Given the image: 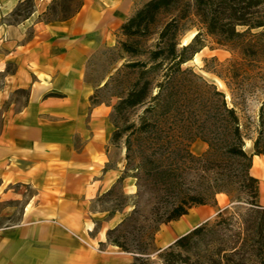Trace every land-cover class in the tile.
I'll return each instance as SVG.
<instances>
[{"label": "crops", "instance_id": "0c3cea01", "mask_svg": "<svg viewBox=\"0 0 264 264\" xmlns=\"http://www.w3.org/2000/svg\"><path fill=\"white\" fill-rule=\"evenodd\" d=\"M22 1L0 0V19ZM138 1L85 0L71 18L36 25L31 39L27 38V22L35 13L21 25L0 24V45L10 40L14 43L9 54L0 58V72L12 56L17 65L16 83L44 88L42 93L32 89L31 103L17 116L23 123L5 126L0 133V187L8 176L14 183L29 184L37 191L23 222L0 228V264L133 261L131 254L107 241L108 231L124 216L109 217L108 212L91 208L117 185L123 171L118 165L109 166L115 129L111 117H101L100 107L105 104L95 102L101 86L86 76L90 61L116 45L121 27L149 0L139 5ZM107 16L124 19L111 29L105 23ZM107 32L113 33V45L107 42ZM251 172L260 182L259 202L264 206V155L254 156ZM0 193L4 191L0 189ZM226 200L219 195L216 207L193 208L180 220L164 225L170 226L164 234L171 242L159 248H167L209 221L226 208Z\"/></svg>", "mask_w": 264, "mask_h": 264}, {"label": "rangeland", "instance_id": "374dc122", "mask_svg": "<svg viewBox=\"0 0 264 264\" xmlns=\"http://www.w3.org/2000/svg\"><path fill=\"white\" fill-rule=\"evenodd\" d=\"M143 1L139 0L138 5L142 4ZM84 2L85 0H23L10 15L0 19V24L21 25L26 18L35 13L33 18L27 22L29 25L27 38L31 39L35 34L36 25L45 26L67 20L80 9ZM128 7L129 10L132 9V4ZM127 14L126 11L125 16ZM170 17L171 14L163 13L159 17V21L151 27L150 35L122 38L125 42L138 47L141 55L124 52L117 42L111 49L103 50L96 55L89 63L86 79L96 86H101L95 93V102L105 104L100 107L101 117L108 119L111 117L110 119L114 120L118 131H120V138L110 143L112 148L109 166L118 165L122 167L123 174L126 172L127 175L137 177V179L126 177L125 182L123 181L114 187L111 192L112 195L96 201L91 208L97 211L107 210L112 215L115 209H119V212L114 215L121 213L125 219L136 206L140 213L138 216L140 222L143 223L145 221L143 216L150 214L158 202L160 203L161 197L173 196L178 191L177 188H165L163 186L164 178L160 176L161 173L159 172L162 168L159 171L158 168L163 166L164 169L172 171L174 178L179 179L180 183H185L183 187L185 192H190L194 188L197 191H203V195H208L205 190H202L203 180L200 177L203 175L202 170L213 167L215 175L214 173L212 175L220 179L218 185L227 192L219 194L224 195L227 199L223 206L226 208L219 210L224 211L227 215L239 216L241 220L246 221V227L249 228L254 224L255 218L252 217V208L249 204L253 199L250 198L244 185L240 183L244 162L239 163L236 160H232L229 164L228 161L223 162L220 152L214 162L203 161L200 163L191 160L186 153L188 150L195 157H201L208 152V144L200 138L192 144L187 143L189 137L193 135H210L217 139L221 137V122H218L217 127H214L207 121L212 114L211 110L202 111L198 109L199 111L195 112L191 110L192 114L186 113L184 115L179 114L175 108L171 112L165 110L154 112L147 116L149 131L152 130L153 134L135 133L142 125L141 118L145 115L146 106L140 105L126 107L121 111L115 110L120 99L127 96L132 85L139 79L140 70L127 67V64L147 60L145 53L155 46L161 27ZM105 19V23L110 24L109 27L112 29L117 27L124 18L111 16ZM199 32L201 33L200 50L183 68L193 69L208 84L216 86L218 91L225 93L229 107H235L240 118L245 141L244 150L248 154H252L255 139L258 137L260 108L264 102V55L245 57L243 55L244 42L235 41L219 44L217 38L207 34L206 29L193 14L183 23L180 38L182 45L190 43ZM107 35L109 38L107 42L113 45L115 42L113 33L107 32ZM13 46L14 43L11 40L1 44L0 58L9 54ZM2 69L4 70L0 72V133L5 126H12L15 122L17 125L23 123V120L17 116L31 103V99L34 97L32 89L36 88L40 93L44 91V88H37L38 85L33 87V85L16 83L17 80L13 78L17 72V65L12 56ZM234 72H239L240 78L233 79ZM157 79L159 76L154 78L153 83H156ZM49 95L59 96L55 93ZM218 116L221 117V112ZM203 121L206 122L205 130L202 129ZM199 122L201 123L199 124ZM160 130L170 131L169 134L173 135L175 140H168L166 137L162 141L158 140ZM105 131L106 129L102 126V133ZM211 131L213 132L211 133ZM180 135H183L182 138L177 139ZM150 175L155 178L150 177ZM0 189L4 191V193H0V228L23 222L25 210L37 193L36 188L29 184L14 183L12 179L6 176L4 185ZM216 204L217 200L216 203L210 202L208 205L216 207ZM217 214L208 222L213 223ZM140 224H137V227ZM136 228L126 224L115 236L126 235L127 238L121 237V241H127L129 246L137 247L136 245L142 239ZM169 229L170 226L162 225L156 235L155 247L149 251L152 264H162L158 250L162 249L159 247L166 246L171 242L164 234ZM94 234L91 235L94 236ZM131 257L133 260L134 256ZM263 260V257L259 258L255 264H264ZM194 264H199L196 258Z\"/></svg>", "mask_w": 264, "mask_h": 264}, {"label": "trees", "instance_id": "16d2710c", "mask_svg": "<svg viewBox=\"0 0 264 264\" xmlns=\"http://www.w3.org/2000/svg\"><path fill=\"white\" fill-rule=\"evenodd\" d=\"M163 13H169L171 17L161 27L155 46L145 53L147 60L127 64V67L140 70L139 79L132 85L127 96L120 99L115 110L146 106V117L144 115L141 118L142 125L135 132L139 134L144 132L153 134L152 130L149 131L147 116L154 112L160 110L171 112L175 108L179 114L184 115L192 114L191 110L194 112L198 109L211 110L212 114L207 121L214 127L221 122V137L217 139L210 135H193L189 137L187 143L192 144L200 138L208 144V152L201 157H195L188 150L186 153L191 160L200 163L214 162L220 152L223 162L228 161V164L232 160L239 163L243 161L244 169L241 172L240 183L253 199L249 204L252 208V217L255 219L254 224L248 228L246 221L241 220L239 216L227 215L224 211H219L213 223L207 221L178 238L168 248L159 249V258L162 264H194L195 258L199 264H255L257 259L264 258V206L259 202L260 182L252 175L251 169L254 156L264 155V102L260 108L259 131L254 142V152L248 154L244 150L245 141L240 118L235 107H229L225 93L218 91L216 86L208 84L193 69L183 68L199 52L201 33L199 32L186 45H182L180 38L183 23L193 14L199 19L207 34L217 38L219 44L244 42L245 57L264 55V0H149L121 27L119 47L126 53L141 55L138 47L125 42L122 38L150 35L151 27L159 21ZM156 76H159V79L153 83ZM240 76L239 72H234L232 78L238 79ZM220 112L221 117L218 116ZM111 121L115 129L112 143L120 138V131L114 120ZM202 123H204L202 129L205 130L206 122ZM169 133L170 131L160 130L158 140L162 141L165 137L168 140H175ZM157 170L164 178L163 186L177 188V193L173 196L161 197L160 203L158 202L150 214L143 216L145 220L143 223L140 222L138 217L140 213L134 206L132 213L107 233V241L110 245L134 256L130 264H152L149 251L155 247L156 235L162 225L180 220L193 208L208 205L210 202L216 203L217 195L227 193L218 185L220 179L212 175L213 173L215 175L213 167L202 170L203 175L200 177L203 180L202 190L208 195H203V191L194 188L190 192H185L183 190L185 183H180L179 179L174 178L172 171L164 169L163 166ZM126 177L137 179L136 176L127 175L125 172L117 184H121ZM150 177L154 176L150 175ZM112 190L103 194L97 201L112 195ZM105 212L113 216L119 212V209H115L113 215L107 210ZM139 223L142 225L137 227ZM126 224L137 227L142 239L137 247H131L127 241H121V237L127 238L126 235L115 236Z\"/></svg>", "mask_w": 264, "mask_h": 264}, {"label": "bare ground", "instance_id": "6f19581e", "mask_svg": "<svg viewBox=\"0 0 264 264\" xmlns=\"http://www.w3.org/2000/svg\"><path fill=\"white\" fill-rule=\"evenodd\" d=\"M186 44H187V43H186ZM218 81H219V80H218ZM220 83H221V82H220ZM220 83H219V84H220ZM220 85H222V84H220ZM219 87H220V86H219ZM221 87L223 88V86H221ZM223 89H224V88H223ZM224 91H226V90H224ZM227 96H228V95H227Z\"/></svg>", "mask_w": 264, "mask_h": 264}]
</instances>
